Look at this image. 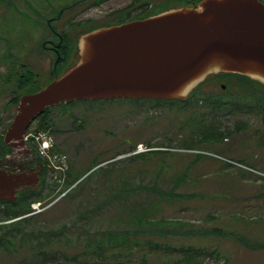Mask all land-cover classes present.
Masks as SVG:
<instances>
[{
	"label": "rangeland",
	"instance_id": "1",
	"mask_svg": "<svg viewBox=\"0 0 264 264\" xmlns=\"http://www.w3.org/2000/svg\"><path fill=\"white\" fill-rule=\"evenodd\" d=\"M78 1L0 0V138L16 112L12 108L8 113L7 105L18 93L23 74H33L32 89L53 80L56 57L50 40L59 43L64 37L72 47L71 38L78 41L86 28L110 25L119 12L132 17L143 12L139 0ZM143 1L154 9L165 0ZM75 63L73 54L64 70ZM222 84L228 81L206 83L193 101L199 100L197 115L223 133L213 143L193 142L190 128L181 131L194 106L113 99L68 107L76 123L63 133L72 152L55 146L49 158L42 156L49 177L39 202L50 207L15 219H35L24 231L34 238L36 249L30 239L22 245L20 237L13 238L16 249L1 250L0 264H33L36 250L51 256H36L39 264H78L83 253L96 260L99 256L91 253L103 236L114 233L113 245L120 246L122 233L134 228L133 218L146 211L152 213L148 219L178 224L161 231L160 225L130 230L131 242H141V248L131 245L130 254L118 259L111 255L119 248L113 249L104 264H143L144 256L149 264H163L189 247L218 252L216 258L200 257L199 264H264V115L248 106L253 99L246 94L241 103L227 96L220 99L231 104L215 103ZM233 87L228 94L239 91L237 84ZM243 103L246 106H237ZM35 128L30 134L54 145L51 133H35ZM140 144L155 150L131 156ZM35 149L41 157L37 145ZM0 208V216H6L1 210L7 207ZM211 230L219 232L205 233ZM235 237L260 246L253 248Z\"/></svg>",
	"mask_w": 264,
	"mask_h": 264
},
{
	"label": "water",
	"instance_id": "2",
	"mask_svg": "<svg viewBox=\"0 0 264 264\" xmlns=\"http://www.w3.org/2000/svg\"><path fill=\"white\" fill-rule=\"evenodd\" d=\"M220 74L264 85V2L202 0L84 33L76 63L19 99L4 142L14 154L32 157L25 135L48 108L113 99L186 101ZM8 160L0 162V202L13 203L40 184L44 169L13 170Z\"/></svg>",
	"mask_w": 264,
	"mask_h": 264
},
{
	"label": "trees",
	"instance_id": "3",
	"mask_svg": "<svg viewBox=\"0 0 264 264\" xmlns=\"http://www.w3.org/2000/svg\"><path fill=\"white\" fill-rule=\"evenodd\" d=\"M202 0H165L162 4L156 5V7H154V9H149V4L146 2H142V0H139L138 3V9H142L143 12L132 17V14L130 12H119L118 15H116L115 21L110 24L112 26L114 25H120V24H124L127 22H131V21H135V20H143L149 17H152L154 15H157L159 13L177 8V7H181V6H192L195 5L199 2H201ZM262 2H264V0H260ZM82 1H78L77 4H79ZM76 4V5H77ZM148 7V9H147ZM69 8V7H68ZM71 8V7H70ZM49 24H51V22H49ZM110 25H103L100 27H96V28H91V29H87V32H91L94 31L96 29L99 28H103V27H109ZM64 39V37L62 38ZM72 40V47L69 46L68 43V48L69 50H66V54L67 56L69 55V58L71 57V55L75 54L76 56V60H77V51H78V41L77 40H73V38H71ZM65 43L67 40H65ZM71 45V44H70ZM67 59V61H68ZM64 62V61H63ZM68 62H66L67 64ZM66 64H63V67L59 70L58 69V76L61 75L64 71V67L66 66ZM25 76L20 78L21 82L18 85L19 89H18V93L15 95L14 98H12L9 103H8V113L9 110H11L12 108H16L19 102V99L27 94H32V93H36L38 92L41 87H35V88H29L30 84L32 82V79H34V76L32 73L27 72L26 74H24ZM219 77H222L219 81L221 82V80L224 81H228V84H225L227 90L223 91L224 93H229V91L234 88V84L238 85V89L239 91L236 93V97L232 98V99H237L238 102H244L243 100L245 99V96L248 95L253 99V103H247L248 106L250 108H252V110L254 109L256 112H260L262 115H264V85L261 84L258 81H254L251 80L247 77L238 75V74H220ZM211 78H216L215 76L210 77L208 80L211 81L213 79ZM54 79V78H53ZM211 79V80H210ZM207 80V81H208ZM235 80H237V82H235ZM204 82L203 84H201L195 91L194 93H196V91H199L206 83L208 82ZM217 81V80H216ZM44 87V86H43ZM28 89H30V91H27ZM194 93L192 94V96L186 100V101H178V100H173V101H155V100H134V99H129V100H133L134 102H143V101H155L158 103H165L168 105H175V104H183L184 106L186 105V108H191L194 106V110L190 113V115L192 117H187L186 118V122L182 123L181 127V131L185 129L190 128L191 129V140H193V142H196L198 139L201 140L200 142H208V143H213V142H217L219 140L220 137L223 136V133L220 132L216 127H213L212 125L209 126L208 125V120L205 119L204 117H199L197 115V110H198V105H199V100H196L195 102H193L195 100L196 95H194ZM246 94V95H245ZM225 101V100H224ZM223 100L221 101H215V103L219 102V105L227 106L228 104H231L229 101L224 102ZM78 102H85V101H78ZM193 102V103H192ZM224 102V103H223ZM236 102V101H235ZM77 102L71 103V104H61L60 107L65 106V107H70L72 105H74ZM237 103V102H236ZM213 105V103H212ZM235 105L236 104H232ZM237 106H246L245 103L238 105ZM247 106V107H248ZM57 107H53V108H48L45 110V112L40 115L37 120L31 125V127L29 128L28 132H30L32 130V128L36 125L35 128V133H39V132H45L48 131V127L46 125H52L51 122L53 123L55 120L54 116H51L52 111L54 109H56ZM15 115V111L14 114H12L9 118V120L6 122V124L4 125V134L1 135L0 138V158H4L6 157L8 154H10L12 152V148L8 145L5 144L4 142V138L3 136L6 133L7 128L9 127V125L11 124L13 118ZM43 120H46L45 126H39L40 123H43ZM76 123V121L74 122ZM188 131V130H187ZM189 142V141H188ZM30 147V150L33 154V156L40 162V164H42L44 166V170L41 173V180L42 183L41 185L37 188L36 192L31 193L34 195V199L30 200L29 198L25 199V197L28 196V194L24 191H21L20 197L18 198V200L16 202L13 203H6L8 204L7 207V211H3L1 210V212H6V220H12L11 225L9 226H0V231L2 229L5 228H9V232L5 233V235H1L0 238V251H7V252H13L14 249H16V246L12 243V239L13 238H18L20 237L22 242L21 244L23 245V242H27L28 239L32 240L31 243L33 244V248L36 246L35 243L36 241L34 240V238L32 239L31 237H29L28 234L25 233L24 229L29 227V225L31 223H33L35 220L32 217H26L23 219H19V220H15L18 219L19 217H22L24 215H27L30 213L31 211V204L35 201H39L42 200L45 195H42V191L45 187V185H47V180L49 177V170L47 168V163L46 161H44L43 159H41L38 155L37 152L34 148V146L32 144H28ZM186 146H191L188 148H193L195 146L193 145H187ZM57 151V149H56ZM73 177V176H72ZM69 178H71V174L69 175ZM77 180H79V178H75ZM25 204V205H24ZM22 206V207H20ZM149 216H152V213H148V211L142 213L139 216H136L133 218V220L131 221L132 223V227H134L133 229L130 230H135V231H141V228H146L149 229V227H153L156 225H160V230H163L164 228H167L168 226H172L174 224H178V221H162V220H153V219H148ZM15 220V221H14ZM125 231L122 233V235L124 236L123 243L120 246L117 245H113L114 241L116 240V235L114 233L112 234H108L102 237L101 239V243H100V247L97 248L96 251H94L93 254L94 256L97 255L99 256L96 260H88L86 258V256L88 255V253H83V260L80 261L78 264H104L105 262H107V255H109L111 253V251L113 249H118L119 248V252H116L117 254H112L111 256L113 258H122V257H126L130 254V249H131V245H134L138 248H141V242H137L135 240H132L131 242V238L132 236L129 234H132V231ZM166 231V230H165ZM164 231V232H165ZM219 231L217 230H211V231H207L205 233H218ZM55 235L56 237L57 234H51L50 236ZM37 234L33 237H36ZM236 239H238L239 241H241L242 243H245L248 246H251L253 248H257L260 245L256 244L254 242H248L245 240V238L242 237H235ZM130 239V240H129ZM128 243H126V242ZM149 243V242H147ZM88 246V244H86ZM115 246V247H114ZM90 247V245H89ZM36 248H34L35 251ZM100 249V251H98ZM115 253V252H113ZM40 254H44V252H38L36 250V255L35 258L32 259V262H34L33 264H39V258L37 259L36 256L40 255ZM102 256H104V258H101ZM202 256H206V257H210V258H216L219 256L218 252L216 250L211 251V252H205L204 250H196L194 248H186L185 250L181 251L180 256L178 258L175 259H171L169 258L168 260L164 261L163 264H199V258ZM43 258L45 260L47 259H51V256H48L46 254H44ZM53 259H55V256L53 257ZM143 264H149L148 263V258L146 256H144L141 259ZM17 264H30L29 262H20ZM44 264V263H43ZM60 264V263H57Z\"/></svg>",
	"mask_w": 264,
	"mask_h": 264
},
{
	"label": "flooded vegetation",
	"instance_id": "4",
	"mask_svg": "<svg viewBox=\"0 0 264 264\" xmlns=\"http://www.w3.org/2000/svg\"><path fill=\"white\" fill-rule=\"evenodd\" d=\"M60 40H61V42H59V43H55L54 40H50L51 43H53L55 45V48L53 49L52 54L56 57V63L53 67V78H56L58 76L59 65L61 63H62L61 65L66 64V62H68L70 60V59H68L69 55L67 56V54H66V49L68 47L67 46L68 43L67 42L65 43V41H64V39H62V37H60ZM46 49H48V48H46ZM71 57H72V55H71ZM67 59H68V61H67ZM24 76L25 75L23 74V77ZM215 77H217V79L211 78V79H213V80L210 79L211 82H216V80L219 81L222 78V77H219V75L215 76ZM207 82H210V81L208 80ZM220 87H221L220 88L221 90H223V91L226 90L225 85L222 84V85H220ZM199 93H200V91H196V93H194V95L198 96ZM222 96H227V97H229V99H232V98H235L237 95H236V93L228 94V93H223L222 91L219 94H217L216 96L214 95V97H217L216 101H218V100L221 101L222 99H220V98H222ZM224 102H226V101H224ZM217 103H219V102H217ZM60 106H57V108H56L57 110L52 111V114H51V116H54L56 114H59V116H57L55 118L53 123L51 122L52 125H46V126L48 127V133H51L52 138L55 139V141H53L54 146H57L58 149L60 148V149L65 150L67 153H71L73 148H71L70 139L68 137V134L63 133V131L71 129L72 125L74 124L73 113H72L71 108H68V107L65 108L63 106L62 107H60ZM45 123H46V120H43V123H40L39 126H45ZM11 148H12V152L10 154H8L4 158H0V162H4L6 158H9L8 163H7L8 168H11L13 170L32 169V168L39 169V166L42 165L34 156L29 157L27 155H23L22 153L16 155V154H14L13 147H11ZM43 169H44V166H43ZM41 183H42V180H41V174H40V184L37 185L34 190H32L33 187H30L28 190L27 189L22 190L28 194V196L25 197V199H27V198H29L30 200L34 199V195L31 193L36 192L37 188L41 185ZM18 195L20 197V194H18ZM6 203H8V202H5V201L0 202V207H6L8 205ZM5 218H6L5 215L0 216V219L2 221V222H0V226L11 225L10 221L8 223H6L7 220ZM8 232H9V228L2 229L0 231V238H1V235H5V233H8Z\"/></svg>",
	"mask_w": 264,
	"mask_h": 264
},
{
	"label": "built area",
	"instance_id": "5",
	"mask_svg": "<svg viewBox=\"0 0 264 264\" xmlns=\"http://www.w3.org/2000/svg\"><path fill=\"white\" fill-rule=\"evenodd\" d=\"M25 141L26 142H32L35 145H37L39 147L38 153L41 157L43 156V157L49 158L50 150L53 146L51 140L46 139V138L42 137L41 135H34V134L29 133L28 135H26ZM153 150H155V149H150V147L147 148V147H144V145L140 144V145H138L136 151L133 154H140V153H145V152L148 153V152L153 151ZM68 192H70V191H68ZM48 207H50V205H46L44 202H36L32 205V212H31V214H29V216L40 214V213L44 212L45 210H47Z\"/></svg>",
	"mask_w": 264,
	"mask_h": 264
}]
</instances>
